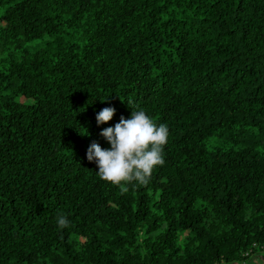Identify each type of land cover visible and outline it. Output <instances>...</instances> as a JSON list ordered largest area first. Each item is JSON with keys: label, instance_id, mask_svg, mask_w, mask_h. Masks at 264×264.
Masks as SVG:
<instances>
[{"label": "trees", "instance_id": "trees-1", "mask_svg": "<svg viewBox=\"0 0 264 264\" xmlns=\"http://www.w3.org/2000/svg\"><path fill=\"white\" fill-rule=\"evenodd\" d=\"M132 110L169 137L121 194L86 154ZM249 250L264 252V0H0V264Z\"/></svg>", "mask_w": 264, "mask_h": 264}, {"label": "clouds", "instance_id": "clouds-1", "mask_svg": "<svg viewBox=\"0 0 264 264\" xmlns=\"http://www.w3.org/2000/svg\"><path fill=\"white\" fill-rule=\"evenodd\" d=\"M129 105L131 101L128 102ZM116 109L105 107L96 114L97 124L110 121ZM110 148H102L93 141L87 150V159L95 161L98 176L118 186L120 193H126L128 185L135 182L147 185L156 166H163L164 146L168 143L169 129L166 124L157 125L144 111H131L130 118L120 117L114 127L102 129ZM57 224L63 229L70 221L64 215L57 216ZM256 248V245L252 246ZM243 264H264V252L251 250L241 253Z\"/></svg>", "mask_w": 264, "mask_h": 264}, {"label": "rangeland", "instance_id": "rangeland-1", "mask_svg": "<svg viewBox=\"0 0 264 264\" xmlns=\"http://www.w3.org/2000/svg\"><path fill=\"white\" fill-rule=\"evenodd\" d=\"M227 264H243V262H229Z\"/></svg>", "mask_w": 264, "mask_h": 264}]
</instances>
